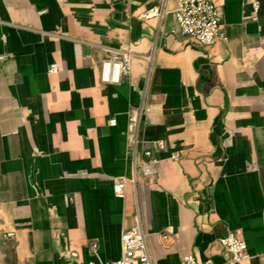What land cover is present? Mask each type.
<instances>
[{
	"label": "crops",
	"instance_id": "1",
	"mask_svg": "<svg viewBox=\"0 0 264 264\" xmlns=\"http://www.w3.org/2000/svg\"><path fill=\"white\" fill-rule=\"evenodd\" d=\"M161 1L0 0V264L112 263L137 211L153 264H264V0H210L228 42L208 47L174 31L175 0L141 17ZM99 47L135 54L118 84ZM139 105L143 148L180 161L133 169ZM116 176L134 178L123 199ZM230 233L248 260L219 244Z\"/></svg>",
	"mask_w": 264,
	"mask_h": 264
},
{
	"label": "built area",
	"instance_id": "2",
	"mask_svg": "<svg viewBox=\"0 0 264 264\" xmlns=\"http://www.w3.org/2000/svg\"><path fill=\"white\" fill-rule=\"evenodd\" d=\"M131 1V0H125ZM257 11L258 5H253ZM166 13L165 0H162L158 7L145 12L141 17H157L160 19ZM175 21V32L188 39L199 47H208L218 40L225 43L228 37L224 34L220 26L221 12L210 0H175V8L171 11ZM4 39V38H3ZM102 50L100 63V81L104 84H118L123 77L130 73L131 61L135 57L130 51L114 49L108 47H99ZM7 60V55L0 56V62ZM56 64L49 67V72H57ZM144 113L143 105L129 109L126 114V145L125 153L128 156L133 169L139 156L146 158L147 165L156 168L162 159L172 162H178L181 159V153L169 149L165 140H156L152 142L150 148H143L141 139V124ZM114 119L109 121L110 126H115ZM162 156V158H161ZM126 176H116L112 179L113 196L118 199L125 197L127 182ZM9 233L6 237H11ZM219 244L230 255V260L234 263H242L249 259L247 246L244 241L234 234L230 233L218 239ZM93 253L96 255L97 245H91ZM90 264H95L91 262ZM99 264H153L147 245V236L143 229L138 211L135 216V223L122 231L120 237V257L112 263ZM180 264H199L193 255H185Z\"/></svg>",
	"mask_w": 264,
	"mask_h": 264
}]
</instances>
